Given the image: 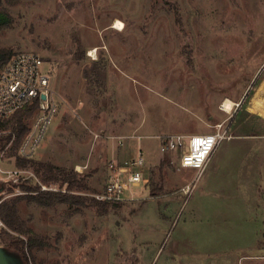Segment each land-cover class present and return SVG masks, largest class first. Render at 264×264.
<instances>
[{
	"label": "rangeland",
	"instance_id": "374dc122",
	"mask_svg": "<svg viewBox=\"0 0 264 264\" xmlns=\"http://www.w3.org/2000/svg\"><path fill=\"white\" fill-rule=\"evenodd\" d=\"M4 6L12 25L0 30V49L43 57L58 105L31 160L76 181L70 189L19 168L15 136L0 147V202L26 195L24 187L73 196L51 207L18 204L40 243L30 250L27 237L12 234L29 264H264V118L257 113L264 115V0ZM118 20L122 32L113 29ZM227 100L236 104L230 113L221 109ZM37 116L35 109L25 119L29 129ZM218 124L233 139L202 175L166 148L170 136L210 133ZM139 147L149 187L136 201L100 209L93 200L110 161L134 158ZM2 229L0 222V237ZM10 240L1 237L0 245ZM3 252L9 264H23L19 252Z\"/></svg>",
	"mask_w": 264,
	"mask_h": 264
},
{
	"label": "built area",
	"instance_id": "2783aa9c",
	"mask_svg": "<svg viewBox=\"0 0 264 264\" xmlns=\"http://www.w3.org/2000/svg\"><path fill=\"white\" fill-rule=\"evenodd\" d=\"M44 65V59L39 54L23 51L13 54L0 68V122L12 118L26 107L36 105L38 112L18 151L19 156L25 159L36 155L58 113V105L51 90L52 75L45 72ZM260 107L264 109V103ZM257 113L264 118L260 112ZM232 139L229 127L218 124L210 133L170 136L166 148L179 152L182 168L194 169L202 175L217 148ZM146 161L141 147L134 158L110 161L105 188L103 193L96 195V199L124 203L141 198L149 187Z\"/></svg>",
	"mask_w": 264,
	"mask_h": 264
},
{
	"label": "trees",
	"instance_id": "16d2710c",
	"mask_svg": "<svg viewBox=\"0 0 264 264\" xmlns=\"http://www.w3.org/2000/svg\"><path fill=\"white\" fill-rule=\"evenodd\" d=\"M10 14L4 6V0H0V30L9 28L12 25V20ZM13 53H10L7 49H0V68L7 63V61L12 57ZM36 109V105L31 107H26L16 113L11 120H5L0 122V129L6 128L12 121L11 134L6 138L0 139V147L3 146L4 142H9L13 136H15L14 146L12 147V155L16 157L17 166L21 169L33 168L34 172L39 175L41 172L44 182H62L63 184H68L70 189L74 187L76 181L72 174L66 170L57 169L49 164L37 163L31 159H25L17 156L14 152L20 146L26 133L29 131L28 124L25 119L32 115V112ZM26 195H21L13 199L12 201H1L0 203V222L6 227V229L1 230V237H9L11 240L4 247L17 251L23 257L24 263L29 264L28 257L25 254V248L22 246L24 243L21 240L14 239L12 234L16 233L21 236H25L28 239V247L30 250L33 247L40 245V243L35 238L33 230L27 226V223L21 218L19 213L18 204L22 200H26L28 203H34L41 207H51L57 203H68L71 201V195H60L61 193H51L42 192L33 195V192L29 187L23 188ZM69 189V190H70ZM158 189L153 187L152 194L157 192ZM69 197V198H68ZM93 202L100 209L106 211L109 206L117 207L122 203H109L93 200ZM0 237V238H1Z\"/></svg>",
	"mask_w": 264,
	"mask_h": 264
},
{
	"label": "bare ground",
	"instance_id": "6f19581e",
	"mask_svg": "<svg viewBox=\"0 0 264 264\" xmlns=\"http://www.w3.org/2000/svg\"><path fill=\"white\" fill-rule=\"evenodd\" d=\"M125 26L124 24L121 22V21H116L115 22V25L113 26V29L118 31V32H122L124 30ZM97 52L96 49L92 50L91 51V54H95ZM91 57V56H90ZM235 106V104L230 101V100H227L224 104H223V107H222V110L226 113H230L233 109V107Z\"/></svg>",
	"mask_w": 264,
	"mask_h": 264
},
{
	"label": "water",
	"instance_id": "95a60500",
	"mask_svg": "<svg viewBox=\"0 0 264 264\" xmlns=\"http://www.w3.org/2000/svg\"><path fill=\"white\" fill-rule=\"evenodd\" d=\"M44 98V97H43ZM3 186H1L0 187V192H2L3 191ZM4 248L5 247H2L1 245H0V264H9V262H8V260H7V256L5 255V253L3 252L4 251ZM23 264H25L24 263V260H23Z\"/></svg>",
	"mask_w": 264,
	"mask_h": 264
}]
</instances>
